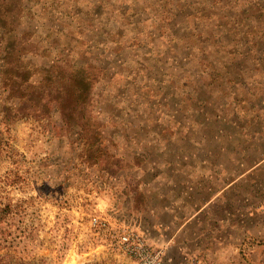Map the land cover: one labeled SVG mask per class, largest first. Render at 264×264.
<instances>
[{
	"label": "rangeland",
	"instance_id": "374dc122",
	"mask_svg": "<svg viewBox=\"0 0 264 264\" xmlns=\"http://www.w3.org/2000/svg\"><path fill=\"white\" fill-rule=\"evenodd\" d=\"M159 1L137 0L141 9L145 8L150 14L147 26L168 13H175L178 3L187 0H170L163 9L159 8ZM189 1L193 9L203 2ZM240 1L220 0V16H225H219L218 21L210 22L208 16L200 18L198 29L207 35L210 34L207 29H212L219 38L209 35L211 41L205 47L206 51L211 48L221 56L227 51L225 44H231L232 37L227 35L229 27L222 26L221 22L231 21L239 31L242 21L238 14L243 9L251 12L261 10L264 20V0ZM120 2L122 8L117 11L113 6L118 8ZM63 3L60 7L64 15L57 20L60 27L74 25L77 17H83L84 10L88 15L95 11L85 5V0ZM98 3L106 16L116 24L109 27L112 32L119 33L132 18L138 16L136 19L141 20L146 15V12L136 13L130 6L131 0H98ZM110 5L113 9H108ZM173 5L175 11H172L175 9ZM194 13L197 16L196 10ZM91 20L96 28L91 25L93 23L83 24L82 21L76 30L69 31L63 42L67 44L71 36L81 38L83 30L91 32L89 38L93 39V35L101 31V35L95 39L99 47L92 46L98 48L97 54L100 55L94 56L91 49L87 64L93 69L97 68L96 74H102L97 102L99 106L105 104L108 107L112 100L110 91L115 89L104 88L116 83L120 73H126L124 63L128 62L129 66L132 63L134 68H148L150 62L145 57L135 62L137 56L128 60L131 49L121 54L103 51L99 43L103 36L109 39L107 31L100 29L103 14L97 12ZM187 21H192V16ZM261 23L264 21H257L254 26L244 30L247 37L238 38L239 42L243 44L245 38L255 34H260L264 39V24ZM175 28L182 29L178 25ZM185 32L190 36V42L191 27L186 28ZM118 39L119 43L125 44L122 37ZM261 42L260 52L257 49L255 54L249 53L245 45L234 49L242 53V58L237 62L238 72L234 74L235 83L242 89H206L212 80L224 76L221 73L217 78L210 77L200 58L188 59L184 69L188 70L191 82H197L201 89L209 90V93H199L200 99L207 103L201 110H197L192 99L185 97L186 89L165 87L145 70L136 73L126 89H120L122 99L118 103L114 101L113 105L115 109L125 107L131 110L133 114L128 121L132 120L133 124L107 120L105 113L99 115L105 132L102 146L106 149L101 157L100 169H73L71 156L77 144L69 146L63 138L50 139L33 120L12 118L5 124L1 123L7 143L17 152L21 162L15 166L7 154L0 155V207L8 202L13 204L12 212L0 225V238L3 237L0 240V254L9 251L15 259L34 258L31 264H137L117 246V237L124 229L140 233V229L156 220L155 217L160 218V214L164 216L162 207L171 202V191L178 192L177 189L184 182H193L198 171H207L210 166L241 167L246 163L241 149L246 148L251 152L255 145L264 147V40ZM131 43L133 46L130 47L136 51L141 41L138 39ZM166 44H169L170 55H165L164 63L169 64L170 68L164 81L168 82L172 69L179 70L181 63H186L181 57L188 53V49H178V61L172 56H177L173 44ZM182 49L184 52H180ZM141 51L144 52L143 49ZM161 65L164 67L165 64L159 67ZM179 71L182 73V70ZM182 82L186 86L191 83ZM195 90L189 89V97L198 94ZM135 113L138 115L136 118L133 116ZM256 113L261 115V121L251 119ZM250 128L259 130L263 136L248 138L245 133ZM49 188L55 192L47 197L42 193ZM8 245L10 249H7Z\"/></svg>",
	"mask_w": 264,
	"mask_h": 264
},
{
	"label": "trees",
	"instance_id": "16d2710c",
	"mask_svg": "<svg viewBox=\"0 0 264 264\" xmlns=\"http://www.w3.org/2000/svg\"><path fill=\"white\" fill-rule=\"evenodd\" d=\"M62 1L67 3V1L71 2L74 0H0V94L2 95L0 96V124H5L12 118L33 120L39 126L40 131L47 134L50 139L63 138L69 146L77 144V149L71 156V167L73 169L77 167H85L89 170L92 167L100 169L101 157L106 153V149L102 146V138L105 132L101 127L102 122H100L99 115L105 113L107 114V120L126 122L127 125L133 124L132 120L128 121L130 115L133 114L131 110L129 111L125 107L115 109L113 105L114 101L118 103L122 99L123 93L121 92L126 89V85L132 81L136 73L145 70L154 79L163 83L165 87L172 89L179 86V89L180 87L181 89H186L185 97L192 99L193 105L197 107V110H201L205 108L207 103L200 99L199 93L202 91L209 93V90H203L197 82H191L187 75L188 70L184 69L188 59L200 58L199 60L206 65V70L210 77L217 78L221 73V76H224L212 80L206 89H242L239 88L234 79V74L238 72L237 62L242 58V53L234 49L245 45L248 47L249 53L255 54L257 49L258 51L261 49L259 44L264 40L263 36L255 34L245 38L243 44L239 42L238 38L247 37L244 30L254 26L257 21H264L262 20L261 10L256 9L251 12L248 9H243L238 14V18L242 21V25L239 28L240 32L236 26L232 25L231 21L221 22L222 26L229 27L227 35L232 37L231 44H225L227 45L225 47L227 51L222 56L211 48H207L206 51L205 47L211 41L209 35L213 38H219L217 33H213L212 29H207L210 33L209 35L198 29L201 24L200 18L208 16V21L210 22L220 20V0H201L203 2L197 6V9H193L192 2L189 0L180 1L178 3V13L173 5L175 9L172 11H175L176 15L175 13H168L160 20H153L150 26L146 24L150 16H146L145 19L141 20V23L132 18L126 28L123 31H119V33L117 31H113V33L109 27L107 29V26L105 27L101 23L100 29L106 30L109 38H104L103 43H99L103 51L121 54L122 51L131 49L128 54V60L137 56L135 59V62H137L145 57L150 62V65H148V68L144 66L134 68L132 63H130V66L128 62L124 63L126 65V73H120L121 75L119 74L116 83L111 86L106 85L104 88L115 89V91H110V96L112 97L111 106L108 105L106 107L107 105L105 104V106L103 104L99 106L97 100L98 96L100 98V92L98 89H100L99 82L102 80V74H96L97 68L93 69L87 63L91 49H93L94 56L100 55V53L97 54L98 48L92 47L93 45L99 47L95 39L101 35L100 29L99 33L93 35L95 36L94 39L89 38L91 37V32L83 30L81 38L71 36L67 44L63 41L69 35V31L76 30L82 21L83 24L84 22L89 24L91 22L93 23L91 25L95 27V22H92L91 17L95 13L101 12L98 11L101 5L98 0H85V5L95 9V11L93 10L94 12H91L92 16L90 13L89 16L88 12L84 10L83 17L74 16L77 17L74 25L60 27L57 25V20L62 19L64 15L60 7ZM224 1L228 2V0ZM241 1L246 2V0ZM169 3L170 0H161L159 1V8L163 9ZM199 3L200 1H198ZM137 5H139L137 0H131L130 6L136 12ZM113 7L117 11L118 9L121 10L122 3H118V8L115 5ZM113 7L110 5L108 9H113ZM189 8L192 10L188 12ZM86 10L89 9L86 8ZM194 10H196L199 19L195 15ZM144 12H146V15L148 14L145 8ZM101 14L107 15L104 12ZM191 16L192 21H187L188 17L191 18ZM224 16L221 15L220 17L224 18ZM32 23H36L35 26H31ZM263 24L261 23L260 25ZM175 25L182 29L177 30ZM190 27L192 29V39L189 42L190 36L186 35L185 29ZM141 32L145 33L137 36ZM59 36L61 37L60 39ZM121 37L125 43L124 45L121 42L119 43L120 40L118 38ZM138 39L141 44L135 51L130 46L133 40ZM152 40H155V43L151 45ZM166 43L173 44L172 47L176 49L177 56H172L178 61L180 60V54L177 53L178 49L182 47H185L183 49H188V53L183 58L181 57L186 62L181 63L182 65L179 66V70H182V73L179 70L172 69L168 82L164 81L166 71L170 68L169 64L164 63L165 55H170L169 44L167 45ZM144 45L147 46V49H144ZM142 49L144 52L141 51ZM183 49L180 52H184ZM69 56H71V60ZM160 64L165 65L164 67L162 65L159 67ZM259 65L262 66L261 64ZM262 76H264V72ZM204 78L207 79V76ZM182 81L191 83L186 86ZM189 89H196L195 92L198 94L195 97H189ZM133 116L138 117L137 113ZM255 116L257 115L255 114ZM255 116H252L251 119H258L261 115ZM248 132L251 134L253 131L248 129ZM2 154H7L11 164L20 165L21 159H19L17 152L7 143L4 137V129L0 125V155ZM65 179L67 180L66 177ZM54 192L53 189L50 190L49 188L46 193L42 194L50 197ZM12 210L13 204L10 202L2 208L0 207V225L4 223V220ZM2 239L3 237L0 238V240ZM7 249H10V245L7 246ZM33 260L34 258L32 260L15 259L9 251L0 254V264L11 262L31 264L34 262Z\"/></svg>",
	"mask_w": 264,
	"mask_h": 264
},
{
	"label": "crops",
	"instance_id": "0c3cea01",
	"mask_svg": "<svg viewBox=\"0 0 264 264\" xmlns=\"http://www.w3.org/2000/svg\"><path fill=\"white\" fill-rule=\"evenodd\" d=\"M250 129L248 138L263 136ZM241 150L244 165L198 171L171 191L164 216L140 229L164 264H264V147Z\"/></svg>",
	"mask_w": 264,
	"mask_h": 264
},
{
	"label": "built area",
	"instance_id": "2783aa9c",
	"mask_svg": "<svg viewBox=\"0 0 264 264\" xmlns=\"http://www.w3.org/2000/svg\"><path fill=\"white\" fill-rule=\"evenodd\" d=\"M118 248L137 264H164L162 249L152 246L139 232L124 229L117 237Z\"/></svg>",
	"mask_w": 264,
	"mask_h": 264
},
{
	"label": "water",
	"instance_id": "95a60500",
	"mask_svg": "<svg viewBox=\"0 0 264 264\" xmlns=\"http://www.w3.org/2000/svg\"><path fill=\"white\" fill-rule=\"evenodd\" d=\"M100 11H101V13H103V7L101 6V8H100ZM136 13H143L144 14V9L142 10L141 9V7H140V5H137V12ZM136 15V14H135ZM146 16H150V14L148 13L147 15H143L142 16V19L141 20H143V19H145L146 18ZM136 18H138V16L137 17H135V19ZM115 21H117L116 19H114ZM137 21H141V20H139V19H136ZM104 24V25H103ZM112 24H115L114 22H113V20H111V19H109L106 15H104L103 14V21H102V25L103 26H107L106 28L108 29V27H111V25ZM116 25V24H115ZM110 29V28H109ZM106 39V37H102V39H101V41L100 42H102L103 40H105ZM103 43V42H102ZM155 43V40H152V42H151V45L152 44H154ZM144 47V49H147V46L146 45H144L143 46Z\"/></svg>",
	"mask_w": 264,
	"mask_h": 264
}]
</instances>
